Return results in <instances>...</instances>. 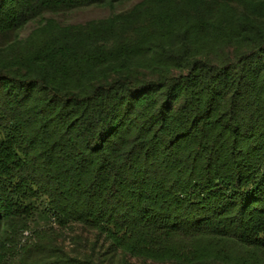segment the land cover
Returning a JSON list of instances; mask_svg holds the SVG:
<instances>
[{
  "label": "trees",
  "instance_id": "16d2710c",
  "mask_svg": "<svg viewBox=\"0 0 264 264\" xmlns=\"http://www.w3.org/2000/svg\"><path fill=\"white\" fill-rule=\"evenodd\" d=\"M38 219L103 249L47 264H264V0H0V264Z\"/></svg>",
  "mask_w": 264,
  "mask_h": 264
},
{
  "label": "rangeland",
  "instance_id": "374dc122",
  "mask_svg": "<svg viewBox=\"0 0 264 264\" xmlns=\"http://www.w3.org/2000/svg\"><path fill=\"white\" fill-rule=\"evenodd\" d=\"M129 3L121 7L125 9ZM110 14V10L102 7H90L70 11L64 14H59L60 19L68 23H83L91 19L103 18ZM37 20L28 23L21 29V35H25L37 24ZM38 231L36 234L33 230ZM47 240H53L57 244V248L63 249L65 254L71 257L84 259L88 254H92V258L99 257L98 252L103 251L100 243L93 246V237L90 233L85 232L81 227L73 226L72 230H65L58 227L53 221L38 219L32 225L31 231H24L22 235L14 238L8 243L10 251L8 261L13 264H47L50 261H56L59 256H62L57 251H52L48 248ZM39 244L46 245L42 251ZM54 247V248H55ZM41 258V262H36ZM45 259V260H44Z\"/></svg>",
  "mask_w": 264,
  "mask_h": 264
}]
</instances>
